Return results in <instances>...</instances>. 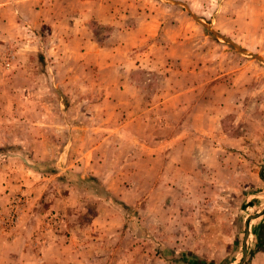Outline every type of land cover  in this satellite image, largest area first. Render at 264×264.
<instances>
[{
	"label": "rangeland",
	"instance_id": "rangeland-1",
	"mask_svg": "<svg viewBox=\"0 0 264 264\" xmlns=\"http://www.w3.org/2000/svg\"><path fill=\"white\" fill-rule=\"evenodd\" d=\"M85 263L264 264V0H0V264Z\"/></svg>",
	"mask_w": 264,
	"mask_h": 264
},
{
	"label": "crops",
	"instance_id": "crops-1",
	"mask_svg": "<svg viewBox=\"0 0 264 264\" xmlns=\"http://www.w3.org/2000/svg\"><path fill=\"white\" fill-rule=\"evenodd\" d=\"M91 153V150L87 151V153L85 155H89ZM149 158H152V156H149ZM154 158H156V156H154ZM12 161H16V158L13 157V159L11 158ZM22 165H20V174H19V179H15L14 183H12L11 181H9V190L12 192L13 189H17L20 188L23 185H28L29 184V177L26 175V170L28 169L27 165H25L26 160H22L21 159ZM25 162V163H24ZM23 169V170H22ZM86 171V170H85ZM87 174V173H85ZM90 177L95 178V179H99L101 181V176L97 175L96 172L94 173H89L88 174ZM77 200V198H76ZM74 201L73 197L71 196H66L63 197L61 199H57L55 206L52 209L55 210H61L66 206H71L72 202ZM49 209V208H47ZM25 214V213H24ZM116 216H114V214H104L102 211H98L96 215H94L89 223L87 225H85L84 227H76L75 231H71L72 235L74 236L73 239H77L76 243L74 244V241H70L69 245L71 248V251H75L81 247V251L84 252H90L92 250L90 249H98L100 247V244L93 245L94 242L92 243V240L96 239L95 234L99 235L100 233L102 234H114L116 232V230H118L119 226L118 223L115 221ZM21 221V220H20ZM38 223V222H37ZM34 227H30V226H26L25 223L23 222H19V224L17 225L16 229L14 230L11 239L8 241L10 243L13 244H17L20 243L21 245V249L19 250V254L20 256L23 255V253H27L28 250H30L28 242L27 241L29 239V235L32 234V232ZM83 231L84 232H89L91 233L89 236V242H86L85 240H83L81 238V235H83ZM92 231V232H90ZM77 232H79L80 234L77 235ZM44 234V233H43ZM68 235H71L70 232H67ZM66 236V235H64ZM66 238V237H65ZM74 244V247L72 246ZM28 246V247H27ZM85 247L86 250H85ZM99 259H101L100 256H98ZM97 258V259H98ZM91 260L87 259L86 262H89ZM85 264H89V263H85Z\"/></svg>",
	"mask_w": 264,
	"mask_h": 264
},
{
	"label": "built area",
	"instance_id": "built-area-1",
	"mask_svg": "<svg viewBox=\"0 0 264 264\" xmlns=\"http://www.w3.org/2000/svg\"><path fill=\"white\" fill-rule=\"evenodd\" d=\"M14 214H15V212H13V216H11V218H12V219H14V217H15V215H14Z\"/></svg>",
	"mask_w": 264,
	"mask_h": 264
},
{
	"label": "water",
	"instance_id": "water-1",
	"mask_svg": "<svg viewBox=\"0 0 264 264\" xmlns=\"http://www.w3.org/2000/svg\"><path fill=\"white\" fill-rule=\"evenodd\" d=\"M246 237V234L244 235V238ZM244 253V252H243ZM243 256H244V254H243Z\"/></svg>",
	"mask_w": 264,
	"mask_h": 264
}]
</instances>
